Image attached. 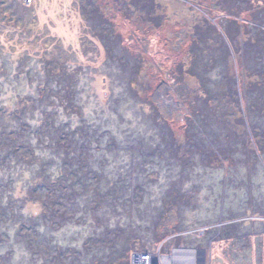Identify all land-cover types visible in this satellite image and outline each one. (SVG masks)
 I'll use <instances>...</instances> for the list:
<instances>
[{
	"label": "rangeland",
	"instance_id": "374dc122",
	"mask_svg": "<svg viewBox=\"0 0 264 264\" xmlns=\"http://www.w3.org/2000/svg\"><path fill=\"white\" fill-rule=\"evenodd\" d=\"M183 251L264 264V0H0V264Z\"/></svg>",
	"mask_w": 264,
	"mask_h": 264
},
{
	"label": "built area",
	"instance_id": "2783aa9c",
	"mask_svg": "<svg viewBox=\"0 0 264 264\" xmlns=\"http://www.w3.org/2000/svg\"><path fill=\"white\" fill-rule=\"evenodd\" d=\"M189 251H183L178 256H170L165 258L164 256H159V252H135L133 253V257L131 258L130 264H168L167 261H171V264H198L200 260L199 257L191 256L192 252L187 253ZM170 258V259H168Z\"/></svg>",
	"mask_w": 264,
	"mask_h": 264
},
{
	"label": "bare ground",
	"instance_id": "6f19581e",
	"mask_svg": "<svg viewBox=\"0 0 264 264\" xmlns=\"http://www.w3.org/2000/svg\"><path fill=\"white\" fill-rule=\"evenodd\" d=\"M167 262H168V264H171V263H172L171 261H170V262H169V261H167Z\"/></svg>",
	"mask_w": 264,
	"mask_h": 264
}]
</instances>
